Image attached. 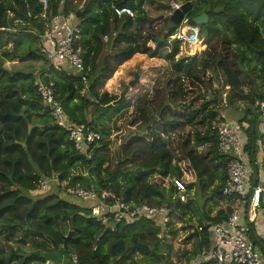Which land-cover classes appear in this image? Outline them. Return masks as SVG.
<instances>
[{
  "label": "trees",
  "instance_id": "1",
  "mask_svg": "<svg viewBox=\"0 0 264 264\" xmlns=\"http://www.w3.org/2000/svg\"><path fill=\"white\" fill-rule=\"evenodd\" d=\"M145 1L49 0L48 18L75 13L82 29L80 45L89 79L88 92L82 96L84 85L80 76L54 70L41 54V36L48 20L42 18L40 0H0V264H133L137 255H143L149 264H168L159 245L166 231L176 233L172 223L141 217L132 223L118 224L112 232L90 218L89 203L74 199L67 190L79 187L99 194L108 192L127 203L166 206L183 219L196 212L191 200L183 204L174 198L176 189L172 180L184 177L180 160L188 161L197 178L188 188L199 184L203 195L210 193L200 217V224L205 222L208 228L205 226L203 232L194 235L195 251L186 257L188 262L212 249L210 228L222 223L235 209L236 203L226 202L222 195L230 158L219 153L218 135L212 129L214 123L224 121L219 119L223 104L220 105L214 91L212 102L206 97L200 108L194 105L197 99L187 107L181 116L186 124L175 119L165 125L174 133L187 125L195 126V131L178 146L182 159L176 160L169 145L157 138L153 147H137L141 153L148 154L141 167L128 164L134 158L135 148L116 168L107 165L111 130L106 122L128 102L113 105L119 100L117 96L100 93L103 81L113 71L104 53L110 46L125 45L115 56L117 65L138 53L170 62L171 79L167 87L173 108L185 104L186 81L193 84L205 77L208 68L224 74L225 85L230 88L227 105L233 107L237 91L245 85L242 78L247 75L252 92L244 101L250 106L238 122L249 123L244 132L245 150L252 155L258 140V117L262 114L257 104L264 102V0H186L193 5L187 16L207 14L209 17L206 25L199 26L207 48L202 57L179 59L181 43L170 40L178 27L171 21L164 20V29L157 34L132 31L133 27L153 24L145 11ZM113 5L132 9L135 17H118ZM105 36L110 37V45L103 41ZM150 42L156 45L155 49L148 46ZM167 48L170 52L163 56ZM14 58L21 62H43L49 67L40 74L4 68L5 62ZM39 81L55 83L57 100L71 124L85 125L101 135L87 154H81L69 133L55 125L51 111L38 93ZM155 98H160L158 87ZM137 106H141L139 116L148 122V105L139 99ZM165 109L172 114L170 107ZM55 174L60 184L50 191L55 192L39 194L38 179ZM167 179L171 180L168 188ZM254 184L258 185V181ZM211 203L217 210L208 206ZM69 232L72 236L65 244L63 237ZM147 233L153 235L150 244L145 241ZM252 238L258 242L256 237ZM23 246L31 247L33 253L39 251L40 256L26 259L24 255L28 252L23 251Z\"/></svg>",
  "mask_w": 264,
  "mask_h": 264
},
{
  "label": "built area",
  "instance_id": "2",
  "mask_svg": "<svg viewBox=\"0 0 264 264\" xmlns=\"http://www.w3.org/2000/svg\"><path fill=\"white\" fill-rule=\"evenodd\" d=\"M40 3L44 11L42 18L48 20L46 30L41 36V54L54 70L64 72L68 76L79 75L84 85L81 95L84 96L88 92L89 79L85 74L84 51L80 45L83 38L82 29L79 27L76 15L75 13L60 14L48 18L49 0H40ZM183 5V3H173L169 18ZM112 9L118 17L125 15L135 17L134 11L128 7L113 5ZM177 27L175 35L172 36L175 42L190 44L191 41L200 40L199 26L194 25L189 16L185 15ZM103 41L108 43L110 37L105 36ZM38 84V93L44 105L51 111L55 125L69 133L70 140L81 154H87L92 145L101 139V135L85 125L75 126L70 123L61 103L57 100L54 82L45 84L39 81ZM257 105L264 116V102ZM245 127V124L238 121L224 120L213 124L212 129L218 135V151L230 158L222 195L226 202L232 201L236 205L222 223L210 228L213 238L212 249L202 255L201 263L198 264H264V249L252 238V236L256 237V241H259L254 225L264 219L260 215L264 213V188L254 184L252 166L249 162L250 155H247L245 150L247 145L243 132ZM262 149L264 152V141ZM182 170L184 174H188L186 173L188 169L182 168ZM186 181L184 177L172 180L176 189L174 198L183 204L187 203L190 197ZM55 185H60L58 174L53 177H41L37 181L36 191L45 194ZM67 192L74 199L89 203L90 218L112 232L116 230L118 224L132 223L141 217L173 224L175 215L179 216V213L173 212L166 206L127 203L115 199V196L108 192L99 194L94 190L79 187L68 188ZM205 226L204 222L197 228V232H203ZM73 260L75 261V258Z\"/></svg>",
  "mask_w": 264,
  "mask_h": 264
},
{
  "label": "rangeland",
  "instance_id": "3",
  "mask_svg": "<svg viewBox=\"0 0 264 264\" xmlns=\"http://www.w3.org/2000/svg\"><path fill=\"white\" fill-rule=\"evenodd\" d=\"M185 1L186 0H146L145 11L147 15L153 19V24L151 28L148 29V32L151 34L161 32V30L164 29L163 21L169 18L171 5L173 3L185 4ZM161 17H163V20L160 19ZM198 40L199 39L191 41L190 44H181L180 54L177 59L181 57H190L191 55H199L202 57L206 46L202 43L204 40L203 36L200 37L199 41ZM108 44L110 45V42ZM199 45H201V50ZM124 46L125 45H114L106 49L104 58L109 59L112 63L113 71L110 76L103 81V85L100 89V93L107 92L110 95L120 98L126 89L129 88V91L126 93L123 100V102H128L127 106L118 115H115L111 121L106 122V125L111 130V143L109 147L110 155L108 157L109 162L107 165L113 169L116 168L117 164L129 153L132 148H135L134 158L128 161V164L133 167H141L148 154L145 155L141 153L137 147H153V142L157 138L163 143L169 145L171 150H173L176 155V160L182 159V157H180L181 154L178 146L181 141L188 134H192L196 128L194 125H187L180 132L174 133L170 128H167V126L165 127V125H170L175 119L182 124H186V120L182 119V117L186 113L187 107L192 104V102L194 103L193 100L197 99L194 105L195 107L200 108L205 98L209 97V92L214 91L220 100V105L223 104L221 105L220 116H225L224 112L227 111L228 113L231 108L235 109V106H240L239 108L244 106L245 108H248L250 106L248 101H244V99H246V95L252 92V87L249 82L250 78L247 75H244L242 78L245 85L241 88V90L237 91L235 100L236 103H234L233 107H230L227 105L228 100L226 98L227 94L230 92V88L225 85L224 74L215 71L212 68H208L205 77L195 81L193 84H191L192 82L190 83L189 81H186L185 104L184 106L173 108L170 103L169 88L167 87V83L169 79H171L169 71L170 62L163 58H152L149 55L144 54L145 57L143 58L134 57L122 65L118 64V66L115 56L118 54L119 49ZM149 46L155 48L153 43H150ZM193 46H195L196 51L193 50ZM169 52L170 48H167L164 51L163 56ZM17 62L18 65L16 67L14 66L12 70L33 71L35 74H40L49 67L48 64L45 65L43 62H21L20 60ZM136 74L139 75V83L131 87L130 84L135 80ZM155 82L158 84L157 86H154ZM157 87L160 90L159 99L155 98V89ZM139 99H142V101L145 102V105H148L146 107V112L149 116L148 122L144 121L141 116H139V107H141L137 106V101ZM166 107H170L172 109L171 115L167 113L165 109ZM229 115L233 119L238 116L234 113V111H231ZM262 119L264 122V116L261 114V116L259 115L258 117V122ZM257 137L260 140L258 132ZM259 149L260 148L257 147L258 151ZM179 166H182L185 170L188 169V172H186L188 174H184V178L187 180L186 182L188 183V186L195 183L193 182L195 175L193 170L189 167L188 161L180 160ZM170 182L171 180L169 179L165 180V187L168 188ZM54 192L55 190L50 193ZM188 194L190 195L189 201L191 200V207L196 213H189L187 216H184L183 219L175 215V218H173V225L171 227L176 233L171 234L169 231H166L160 241V253L166 256V262L168 264H188L186 257L190 256L195 248L196 236L194 235H196L197 228L201 225L200 217L203 212V205L210 193L207 192L208 196L203 195L199 184H195L193 189H189ZM68 199L71 198L68 197ZM208 206L213 208V210L216 209L214 203H211ZM223 206L224 205H222V207ZM205 211L208 212L207 209ZM181 214L182 213L180 212V215ZM145 241L147 244H150L153 241V235L147 233ZM12 243V245L17 248L18 245L15 242ZM0 244H2V241H0ZM23 251L28 252L27 254L33 253V249L29 246H23ZM146 263H148V261L143 255L135 256V262L133 264Z\"/></svg>",
  "mask_w": 264,
  "mask_h": 264
},
{
  "label": "crops",
  "instance_id": "4",
  "mask_svg": "<svg viewBox=\"0 0 264 264\" xmlns=\"http://www.w3.org/2000/svg\"><path fill=\"white\" fill-rule=\"evenodd\" d=\"M151 26H152V24L151 25L150 24H144L142 27H133L132 28V31L133 32H138L139 30H141L144 33H146V32L149 31L148 29H150ZM161 31H163V30H161ZM171 40L173 42H175L172 39V37H171ZM150 43H153V42H150ZM149 44H148V46H149ZM150 48H152V47H150ZM155 48H156V45H155ZM155 48H152V49H155ZM206 48H207V46H206ZM134 57H141V58H143V57H145V55L144 54H141V53H138V54H135L131 59H133ZM17 61H19V60H17L16 58H14L12 61H6L5 64H4V68H6L9 71H17V70H12V68L14 66L16 67L18 65V62ZM128 61L129 60H127L125 62H128ZM125 62H123V63H125ZM122 64H119V65H122ZM156 82H157V80H156ZM156 82H155L154 86H157L158 85V84H156ZM239 107L240 106H235V109L234 108H231L228 111V113H227V111L224 112L225 116H223V115L222 116H219V119H222L223 118L225 121H231V122L239 121V120L243 119L245 117L244 114L246 112V109H248V108H245V106L242 107V108H239ZM231 111H234V113L238 115V116L235 117V119H233V118L230 117L229 114H230ZM260 114H261V112H260ZM244 124H245V126H247L249 128V123L248 122H245ZM247 127L244 128L243 132H246V130L248 129ZM257 132L260 135V140L259 139L257 140V143L255 144V147L253 149V151H254V162H255V165H256V168H257V172H258V179L256 181H258V186L264 188V164H263L264 152H263V149H262V143L264 141V122H263V119L260 122H258ZM257 147L260 148L259 151L257 150ZM252 160H253L252 155H250L249 156V162L251 163V166H252ZM194 175H195V173H194ZM196 181H197V178H196V175H195V179L193 180V182L196 183ZM260 215L264 217V213H262ZM254 230H255V233L257 235V239H259L258 244L264 249V219L262 221H258L257 223H255ZM194 251H195V249L193 250V252L191 254H193ZM205 253L206 252H204L203 254H205ZM203 254L197 255L194 258V260H192L191 262H188V264H198V263H201V257H202Z\"/></svg>",
  "mask_w": 264,
  "mask_h": 264
},
{
  "label": "water",
  "instance_id": "5",
  "mask_svg": "<svg viewBox=\"0 0 264 264\" xmlns=\"http://www.w3.org/2000/svg\"><path fill=\"white\" fill-rule=\"evenodd\" d=\"M193 9V5L191 2H187L185 3L182 8L180 10H176L173 14L172 17L170 18H167V20L171 21L175 26H178L181 21L183 20L184 16L187 15L190 11H192ZM80 16V15H79ZM161 20H163V17L160 18ZM191 21L194 25L196 26H201V25H204V24H207L208 21H209V17L207 14H202L200 16H197V17H193L191 18ZM137 83H139V75L136 74L135 76V80L131 82L130 86L133 87L135 86ZM129 91V88L126 89V91L121 95V97L119 98L118 101H116L113 105H117V104H120L123 102L125 96H126V93ZM209 101L212 102L214 100V97L212 95V92H209V97H208ZM32 130V127L30 126L29 127V131ZM25 146V144H24ZM252 173H253V180H257L258 179V172H257V168H256V165H255V162H254V151L252 153ZM72 236V232H69L68 236L66 237H63L64 239V242L65 244H67L68 240L71 238ZM40 252H36V253H32V254H25L24 257L26 259H28L29 257L31 256H40ZM19 255H22L21 253H19Z\"/></svg>",
  "mask_w": 264,
  "mask_h": 264
},
{
  "label": "bare ground",
  "instance_id": "6",
  "mask_svg": "<svg viewBox=\"0 0 264 264\" xmlns=\"http://www.w3.org/2000/svg\"><path fill=\"white\" fill-rule=\"evenodd\" d=\"M196 44H197V43H196ZM196 44H195V45H196ZM196 46H197V45H196ZM199 46H200V50H201V45H199ZM193 50L196 51L195 46H193ZM191 56H192V55H191Z\"/></svg>",
  "mask_w": 264,
  "mask_h": 264
}]
</instances>
